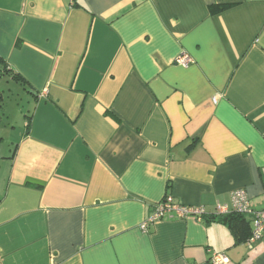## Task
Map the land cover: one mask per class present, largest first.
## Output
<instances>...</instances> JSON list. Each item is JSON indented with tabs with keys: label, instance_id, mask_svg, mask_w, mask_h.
<instances>
[{
	"label": "crops",
	"instance_id": "0c3cea01",
	"mask_svg": "<svg viewBox=\"0 0 264 264\" xmlns=\"http://www.w3.org/2000/svg\"><path fill=\"white\" fill-rule=\"evenodd\" d=\"M1 69L32 108L0 264H264L216 214L264 211V0H0ZM166 198L204 215L149 222Z\"/></svg>",
	"mask_w": 264,
	"mask_h": 264
},
{
	"label": "built area",
	"instance_id": "2783aa9c",
	"mask_svg": "<svg viewBox=\"0 0 264 264\" xmlns=\"http://www.w3.org/2000/svg\"><path fill=\"white\" fill-rule=\"evenodd\" d=\"M179 64L186 66L190 60L186 57H182L177 61ZM233 209L229 211L226 206L216 207V214L219 216L229 215L230 213H237L250 218L252 225V233L250 238L246 241L245 245L252 250L256 242L260 241L264 234V211L254 213L250 210L247 197L243 191H234L231 195ZM174 214L177 218H184L187 216H196L200 219L204 215V211L201 209H189L181 207L172 203L170 198H166L157 205H155L152 215L149 218V222H156L162 220L164 216ZM142 229H146V224L142 226ZM209 264H228L229 260L222 254L208 251Z\"/></svg>",
	"mask_w": 264,
	"mask_h": 264
},
{
	"label": "rangeland",
	"instance_id": "374dc122",
	"mask_svg": "<svg viewBox=\"0 0 264 264\" xmlns=\"http://www.w3.org/2000/svg\"><path fill=\"white\" fill-rule=\"evenodd\" d=\"M31 101L23 86L0 77V158L7 155L23 133Z\"/></svg>",
	"mask_w": 264,
	"mask_h": 264
},
{
	"label": "trees",
	"instance_id": "16d2710c",
	"mask_svg": "<svg viewBox=\"0 0 264 264\" xmlns=\"http://www.w3.org/2000/svg\"><path fill=\"white\" fill-rule=\"evenodd\" d=\"M213 7L214 6L211 7L212 11L215 10ZM222 9L223 7L218 8V10H222ZM5 73H8V71L5 69H1L0 77ZM12 79L16 80L17 82H19L20 80L22 84H25V82L22 81V78H20L18 75H13ZM218 222L224 225L230 231L236 244L246 243V241L251 236L252 225L249 217L237 213H230L229 215L221 216L218 219Z\"/></svg>",
	"mask_w": 264,
	"mask_h": 264
}]
</instances>
